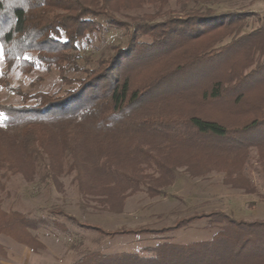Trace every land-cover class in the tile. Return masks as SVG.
<instances>
[{
    "label": "trees",
    "instance_id": "16d2710c",
    "mask_svg": "<svg viewBox=\"0 0 264 264\" xmlns=\"http://www.w3.org/2000/svg\"><path fill=\"white\" fill-rule=\"evenodd\" d=\"M170 1L0 0L6 72L56 70L60 82L52 92L29 93L3 81L20 104L0 103V192L11 177L32 182L40 176L58 184L62 174L74 173L82 194L108 200L112 184L121 193L162 186L175 171L166 161L183 154L218 158L228 168L226 161L235 158L237 168L226 169V179L234 188L243 187L234 174L250 150L264 163V61L259 60L264 20L259 29L242 34L244 21L255 14L208 9L132 23L115 16L144 5L164 8ZM176 1L199 6L218 0ZM99 19L126 31V43L112 47L93 66L80 65L78 43L101 30ZM213 167L219 168L217 163ZM151 168L158 179L145 175ZM66 218L108 238L166 236L204 218L220 226L208 241H165L144 249L143 255L91 252L74 264H264L263 221L215 212L160 230L104 232ZM50 226L45 219L7 213L0 206V235L33 253L44 246L30 231Z\"/></svg>",
    "mask_w": 264,
    "mask_h": 264
},
{
    "label": "rangeland",
    "instance_id": "374dc122",
    "mask_svg": "<svg viewBox=\"0 0 264 264\" xmlns=\"http://www.w3.org/2000/svg\"><path fill=\"white\" fill-rule=\"evenodd\" d=\"M208 9L215 14L228 12L255 14L256 16H250L244 21L242 34L259 29L264 20V0H218L209 5L199 6L192 3L181 5L176 0H171L164 8L144 5L136 10L121 11L115 16L128 23L134 20L162 22L171 16H182L191 11L204 12ZM98 22L101 30L78 43L80 65L93 66L97 59L110 53L112 47L123 46L126 43V31L107 25L104 19H99ZM259 60L264 61V56ZM3 81L8 82L13 88H20L23 92L29 93L52 92L60 87L56 70L46 73L43 69H36L28 75L17 71L6 72L0 49V103L20 104V98L9 92L3 86ZM3 120L0 115V125L3 124ZM235 161V158L226 161L230 166L228 168L222 161H218V158L203 155L198 159L183 154L175 161L170 159L166 161L175 167V171L171 178L162 180L160 183L162 186L154 189L141 186L121 193L118 191L119 187L112 184L108 187V200H104L103 196L82 194L74 180V173L62 174L58 178V184L40 176L32 182L15 176L6 183V191L0 192V206L7 213L17 212L29 219H45L50 222L51 226L48 228L30 231L31 235L44 246V250L37 252L34 264H74L82 255L91 252L103 255L120 253L143 255L144 249L165 241L182 245L208 241L220 226L210 225L209 219L204 218L166 236L108 238L78 227L66 217H72L83 225L98 227L104 232L160 230L173 227L183 218L215 212L234 220L264 222V163L257 151L251 149L244 167L234 174L235 183L243 187L234 188L227 182L225 170H236ZM216 163L220 169L213 167ZM144 173L155 180L160 177L152 168L145 170ZM59 213H63V216ZM53 223L63 225L66 231L57 229ZM4 238L6 236L0 235V241ZM1 249L4 248L1 246ZM3 254L2 258L5 257Z\"/></svg>",
    "mask_w": 264,
    "mask_h": 264
},
{
    "label": "crops",
    "instance_id": "0c3cea01",
    "mask_svg": "<svg viewBox=\"0 0 264 264\" xmlns=\"http://www.w3.org/2000/svg\"><path fill=\"white\" fill-rule=\"evenodd\" d=\"M1 246L4 249H1ZM1 254L5 257L2 258ZM36 256L37 253H33L29 248L12 239L6 237L0 241V264H34Z\"/></svg>",
    "mask_w": 264,
    "mask_h": 264
}]
</instances>
